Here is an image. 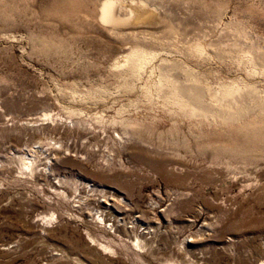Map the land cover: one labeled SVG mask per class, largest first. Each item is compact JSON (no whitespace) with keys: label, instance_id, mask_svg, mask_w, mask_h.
Wrapping results in <instances>:
<instances>
[{"label":"rangeland","instance_id":"374dc122","mask_svg":"<svg viewBox=\"0 0 264 264\" xmlns=\"http://www.w3.org/2000/svg\"><path fill=\"white\" fill-rule=\"evenodd\" d=\"M262 258L264 0H0V264Z\"/></svg>","mask_w":264,"mask_h":264},{"label":"bare ground","instance_id":"6f19581e","mask_svg":"<svg viewBox=\"0 0 264 264\" xmlns=\"http://www.w3.org/2000/svg\"><path fill=\"white\" fill-rule=\"evenodd\" d=\"M107 5H108V4H106L105 7H104L103 14L105 13V11H106L107 14H109V9L107 8ZM104 15H105V14H104ZM108 16H109V15H108ZM191 88H193V89L196 90V91H195L196 94H197L198 92H200L196 87L191 86ZM179 90H180V92H181V95L183 96V97H182V100H183V101H184V99H185V101H186V99L191 98L190 92H189V90L187 89V87L180 86V87H179ZM198 95H199V94H198ZM194 97L197 98V95H195ZM200 99H201V96H200ZM185 103L187 104V102H185ZM257 264H264V258H262Z\"/></svg>","mask_w":264,"mask_h":264}]
</instances>
